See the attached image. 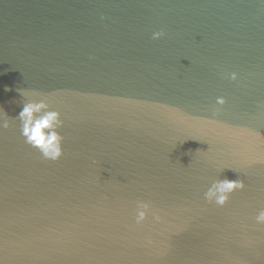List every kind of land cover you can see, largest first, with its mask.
<instances>
[{
	"label": "water",
	"instance_id": "obj_1",
	"mask_svg": "<svg viewBox=\"0 0 264 264\" xmlns=\"http://www.w3.org/2000/svg\"><path fill=\"white\" fill-rule=\"evenodd\" d=\"M40 98L64 151L0 131V264H264V0H0V106Z\"/></svg>",
	"mask_w": 264,
	"mask_h": 264
},
{
	"label": "clouds",
	"instance_id": "obj_2",
	"mask_svg": "<svg viewBox=\"0 0 264 264\" xmlns=\"http://www.w3.org/2000/svg\"><path fill=\"white\" fill-rule=\"evenodd\" d=\"M166 35L164 30L152 33V39L157 40ZM232 80H237L238 74L232 72L230 74ZM9 91V88H5ZM22 97L29 95L28 89H18ZM23 107L15 117H10L8 113L0 106V131L11 128L14 121H19L21 135L25 138V142L36 148L42 154L44 159L59 160L64 151V137L61 129L64 127L65 121L62 113L58 109H53L46 98L23 100ZM226 103L224 97L217 98V104ZM224 170V169H223ZM222 170V171H223ZM246 188L245 182L238 179H215L211 186L204 193L205 199L210 203L217 205H225L231 194L236 190ZM150 206L147 202L139 201L137 204L136 223H142L149 214ZM159 220V216H155ZM256 224L264 225V209L258 211L255 216Z\"/></svg>",
	"mask_w": 264,
	"mask_h": 264
}]
</instances>
